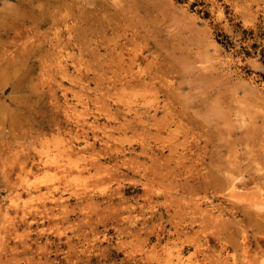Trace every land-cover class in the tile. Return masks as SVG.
Wrapping results in <instances>:
<instances>
[{
    "label": "rangeland",
    "instance_id": "obj_1",
    "mask_svg": "<svg viewBox=\"0 0 264 264\" xmlns=\"http://www.w3.org/2000/svg\"><path fill=\"white\" fill-rule=\"evenodd\" d=\"M76 260L264 264V0H0V264Z\"/></svg>",
    "mask_w": 264,
    "mask_h": 264
},
{
    "label": "bare ground",
    "instance_id": "obj_2",
    "mask_svg": "<svg viewBox=\"0 0 264 264\" xmlns=\"http://www.w3.org/2000/svg\"><path fill=\"white\" fill-rule=\"evenodd\" d=\"M113 2H114V1H113ZM253 2H254V1H253ZM116 5H117V4H116ZM98 11H99V13H100V10H98ZM103 11H104V10H103ZM93 12H94V11H93ZM101 12H102V11H101ZM67 14H68V13L65 14V15H66V18H67ZM92 14H93V13H92ZM245 14H246V13H245ZM65 15H64V16H65ZM94 15H95V14H94ZM98 16L100 17V15H97V17H98ZM62 17H63V16H62ZM82 17H83V16H82ZM88 17H91V16H88ZM113 17H116V16H113ZM93 18H94V17H93ZM93 18H92V19H93ZM51 19H52V18H51ZM61 19H62V18H61ZM61 19L58 20V17H57V21H61ZM86 19H87V18H86ZM96 19H97V18H96ZM99 19H100V18H99ZM117 19H118V16H117ZM64 20H65V19H64ZM64 20H63V21H64ZM70 20H71V19H70ZM79 20H80V19H79ZM81 20H82V18H81ZM89 20H90V19H89ZM102 20H103V19H102ZM104 20H105V19H104ZM119 20H123V19H119ZM57 21H56V23H57ZM83 21H85V20H83ZM91 21H93V20H91ZM108 21H110V20H108ZM117 21H118V20H117ZM53 22H54V21H53ZM85 22H86V21H85ZM85 22H84V23H85ZM96 22H97V21H96ZM98 22H99V21H98ZM100 22H102V21H100ZM105 22H106V21H105ZM113 22H114V21H113ZM113 22H112V23H113ZM119 22H120V21H119ZM60 23H61V22H60ZM80 23H81V21H80ZM86 23H87V22H86ZM89 23H92V24H93L94 22H89ZM89 23H88V24H89ZM102 23H104V22H102ZM115 23H116V22H115ZM123 23H124V22H123ZM76 24H77V23H76ZM88 24H87L86 28L88 27ZM95 24H98V26L100 27V25H99L100 23H94L93 26H94ZM117 24H118V23H117ZM117 24H116V25H117ZM70 25H71V24H70ZM72 25H73V23H72ZM101 25H102V24H101ZM68 26H69V25H68ZM78 26H80V25H78ZM102 26H103V25H102ZM113 26H114V25H113ZM119 26H120V25H118V27H119ZM36 27H37V26H36ZM75 27H76V26H75ZM75 27H73V29H74ZM95 27H96V26H95ZM95 27H94V28H95ZM105 27H106V26H104V29H105ZM71 28H72V27H70V29H71ZM94 28H93V29H94ZM97 28H98V27H97ZM102 28H103V27H102ZM110 28H111V27H110ZM113 28H114V27H113ZM113 28H112V29H113ZM115 28H117V27H115ZM37 29H38V28H37ZM37 29H36V30H37ZM75 29H76V28H75ZM75 29H74V30H75ZM78 29L80 30V28H78ZM99 29H101V27H100ZM14 30H15V29H14ZM16 30H17V29H16ZM34 30H35V29H34ZM81 30H82V29H81ZM91 30H92V29H91ZM97 30H98V29H97ZM102 30H103V29H102ZM102 30H101V31H102ZM68 31H69V30H68ZM72 31H73V30H72ZM77 31H78V30H77ZM82 31H83V30H82ZM89 31H90V30H89ZM94 31H96V30H94ZM94 31H93V32H94ZM103 31H104V30H103ZM115 31H116V30H115ZM117 31H118V30H117ZM14 32H15V31H14ZM14 32H13V33H14ZM31 32H32V31H31ZM33 32H35V31H33ZM79 32H80V34L82 33L81 31H79ZM85 32H86V31H85ZM96 32H97V31H96ZM96 32H95V35H98L97 33H98L99 31H98L97 33H96ZM27 33H28V32H27ZM37 33H38V32H37ZM76 33H77V32H76ZM88 33H89V32H88ZM103 33H104V32H103ZM14 34H15V33H14ZM14 34H13V35H14ZM18 34H19V32H18ZM18 34H17V35H18ZM30 34H31V33H30ZM33 34H34V33H33ZM33 34H32V35H33ZM35 34H36V33H35ZM35 34H34V35H35ZM80 34H79V36H81ZM91 34L94 35V33H91ZM99 34H101V33H99ZM104 34H105V33H104ZM107 34H108V33H107ZM110 34H111V33H110ZM115 34H116V33H115ZM117 34H118V33H117ZM132 34H133V33H132ZM57 35H58V34H57ZM77 35H78V34H77ZM113 35H114V34H113ZM129 35H130V34H129ZM82 36H83V34H82ZM82 36H81V37H82ZM111 36H112V35H111ZM114 36H115V35H114ZM12 37H15V35L12 36ZM12 37H11V38H12ZM20 37H21V36H20ZM81 37H80V38H81ZM108 37H110V35H108ZM122 37H123V36H122ZM122 37H121V38H122ZM75 38H76V37H75ZM111 38H112V37H111ZM129 38H131V37H129ZM18 39H19V38H18ZM66 39H67V38H66ZM82 39H83V38H82ZM95 39H96V38H95ZM109 39H110V38H109ZM124 39H125V38H124ZM58 40H60V37L58 38ZM58 40H57V41H58ZM83 40H84V39H83ZM107 40H108V38H107ZM110 40H111V39H110ZM126 40H127V39H126ZM126 40H125V41H126ZM60 41H61V40H60ZM67 41L69 42V40H67ZM84 41H85V40H84ZM132 41H133V40H132ZM87 42H88V41H87ZM117 42H118V41H117ZM59 43H60V42H59ZM66 43H67V42H66ZM128 43H129V42H128ZM55 44H57V43H55ZM82 44H83V43H82ZM93 44H94V43H93ZM113 44H114V43H113ZM87 45H88V44H87ZM87 45L84 44V46H87ZM103 45H104V44H103ZM116 45H117V44H116ZM118 45H119V44H118ZM124 45L126 46V44H124ZM127 45H128V44H127ZM57 46H58V44H57ZM98 46H99V45H98ZM125 46H124V48H125ZM55 47H56V46H55ZM119 47H120V45H119ZM129 47H130V46H129ZM63 48H66V47H63ZM122 48H123V47H122ZM132 48H133V47H132ZM85 49H87V48H85ZM89 49H90V48H89ZM109 49H110V48H109ZM111 49H113V47H111ZM111 49H110V50H111ZM120 49H121V47H120ZM107 50H108V49H107ZM121 50H122V49H121ZM89 51H90V50H89ZM108 51H109V50H108ZM117 51H119V49L116 50V52H117ZM124 51H125V50H124ZM106 52H107V51H106ZM110 52H111V51H110ZM116 52H115V54H116ZM119 52H120V51H119ZM126 52H127V51H126ZM90 53H91V51H90ZM107 53H108V52H107ZM112 53H113V52H112ZM83 54H84V53H83ZM110 54H111V53H110ZM122 54H123V53H122ZM132 54H134V53H131V55H132ZM149 54H150V53H149ZM99 55H100V53H99ZM111 55H112V54H111ZM111 55H110V56H111ZM113 55H114V54H113ZM146 55H147V54H146ZM151 55H152V54H151ZM119 56H120L121 58L123 57V56H121V52L119 53ZM132 56H133V55H132ZM142 56H143V55H142ZM102 57H103V56H102ZM104 57H105V55H104ZM112 57H113V59H114V56H112ZM115 57H116V56H115ZM126 57H128V55H127ZM134 57H135V55H134ZM134 57H130V56H129V58H134ZM137 57H138V55H137ZM56 58H57V57H56ZM56 58H55V59H56ZM105 58H106V57H105ZM117 58H119V57L117 56ZM121 58H119V59H121ZM129 58H128V59H129ZM143 58H145V56H144ZM124 59H125V58H124ZM140 59H141V58H140ZM59 60H60V59H59ZM93 60H94V59H93ZM107 60H108V58H107ZM121 60H123V59H121ZM125 60H126V59H125ZM129 60H130V59H129ZM133 60H134V59H133ZM109 61H110V60H109ZM115 61H116V59H115L113 62H115ZM131 61H132V60H131ZM146 61H147V60H146ZM45 62H46V61H45ZM116 62H117V61H116ZM123 62H124V61H123ZM123 62H122V63H123ZM125 62H126V61H125ZM127 62H128V60H127ZM132 62H133V61H132ZM132 62L130 63V61H129V62H128V63H130L129 65H131ZM117 63H118V62H117ZM128 63H125V64H128ZM133 63H134V62H133ZM144 63H146V62H144ZM147 63H148V62H147ZM147 63H146V64H147ZM106 64H108V63H106ZM106 64H105V65H106ZM109 64H110V63H109ZM119 64H120V63H119ZM125 64H124V66H125ZM149 64H150V63H149ZM114 65H116V64H114ZM117 65H118V64H117ZM61 66H62V65H61ZM101 66H102V64H101ZM122 66H123V65H122ZM122 66H121V67H122ZM126 66H127V65H126ZM126 66H125L124 69H128V68H126ZM131 66H132V65H131ZM56 67H57V66H56ZM107 67H108V66H107ZM116 67H117V66H116ZM139 67H140V66H139ZM147 67L150 68V66H147ZM147 67H146V68H147ZM57 68H59L60 70H62L60 67H57ZM108 68H109V67H108ZM110 68H111V67H110ZM117 68H119V67H117ZM111 69H112V68H111ZM120 69H121V68H120ZM135 69H136V68H135ZM113 70H114V69H113ZM138 70H139V69H138ZM144 70L146 71V69H144ZM63 71H64V69H63ZM105 71H106V70H105ZM134 71H135V70H134ZM103 72H104V71H103ZM114 72H115V71H112V73H114ZM131 72H132V71H131ZM136 72H137V71L134 72L135 75L137 74ZM152 72H153V71H152ZM64 73H65V72H64ZM146 73H147V72H146ZM116 74H117V73H116ZM123 74H124V73H123ZM151 74H152V73H151ZM65 75H66V74H65ZM135 75H134V76H135ZM137 75H139V72H138ZM147 75H148V74H147ZM129 76H130V75H129ZM134 76H133V77H134ZM120 77H122V76H120ZM149 77H150V76H149ZM152 77H153V76H152ZM115 79H116V78H115ZM124 79H125V78H124ZM129 79H130V77H129L127 80H129ZM136 79H137V78H136ZM150 79H151V78H150ZM152 79H153V78H152ZM131 80H132V78H131ZM147 80H148V79H147ZM139 81H141V80L139 79ZM116 82H117V80H116ZM118 82H119V81H118ZM128 82H129V81H128ZM136 82H137V81H136ZM141 82H145V81L143 80V81H141ZM114 83H115V81H114ZM126 83H127V82H126ZM132 83H133V82H132ZM132 83H131V84H132ZM149 83H150V82H149ZM151 83H152V82H151ZM119 84H121V83H119ZM133 84H134V83H133ZM138 84H139V83H138ZM145 84H146V83H145ZM140 85H141V84H140ZM143 85H144V84H143ZM147 85H148V84H147ZM122 86H123V85H122ZM125 86H126V85H125ZM125 86H124V87H125ZM128 86H129V85H128ZM128 86H127V87H128ZM132 86H133V85H132ZM109 114H111V113H109ZM153 114H154V113H153ZM135 115H136V113H135ZM151 115H152V114H151ZM149 116H150V115H149ZM94 118H95V117H94ZM91 122H92V121H91ZM81 124H82V123H81ZM89 125H90V124H89ZM94 126H96V125H94ZM94 126L92 125V127H94ZM97 127H98V126H97ZM83 130H84V129H83ZM82 132H83V131H82ZM76 135H77V134H76ZM81 136H82V135H81ZM77 138H78V136H77ZM79 139H80V138H79ZM92 139H93V138H92ZM98 140L100 141V139H98ZM93 142H94V141H93ZM87 144H88V143H87ZM91 144H92V143H91ZM105 144H106V143H105ZM88 145H90V144H88ZM102 145H103V144H102ZM91 147H92V146H91ZM105 147H106V146H105ZM72 148H73V146H72ZM82 148H83V146H82ZM107 148H108V147H107ZM107 148H106V149H107ZM87 149H88V148H87ZM111 149H114V148H111ZM114 150H117V149H114ZM92 151H93V150H92ZM100 151H102V150H100ZM100 151L97 150L98 154H99ZM105 151H106V150H105ZM109 151H110V149H109ZM71 152H73V150H72ZM74 152L77 153V151H74ZM115 152H116V151H115ZM27 153L29 154V152H27ZM31 153H33V152L31 151ZM110 153H111V152H110ZM37 154H38V153H37ZM37 154H36V155H37ZM72 154H73V153H72ZM25 155H26V154H25ZM29 155H30V154H29ZM29 155H26V156H29ZM31 155L34 156L33 154H31ZM36 155H35V156H36ZM45 155H47V154H45ZM45 155H44V156H45ZM60 155H61V154H60ZM26 156H25V157H26ZM41 156H42V155H41ZM53 156H54V155H53ZM25 157H24V158H25ZM46 157H48V155H47ZM57 157L59 158L58 154L56 155V158H57ZM66 157H67V156H66ZM108 157H109V156H108ZM49 158H50V156H49ZM61 158H62V159H61ZM63 158H64V157H60V159H61L62 161H63ZM33 159L36 160L35 158H33ZM41 159H42V158H41ZM54 159H55V157H53V160H54ZM94 159H95V158H94ZM126 159H127V158H126ZM34 160H33V161H34ZM55 160H56V159H55ZM58 160H59V159H57V162H59V167H60V165H62V164L60 163V160H59V161H58ZM25 161H26V158H25ZM27 161H28V160H27ZM36 161H37V160H36ZM38 161H39V162H35V161H34V163L32 162L33 165H34V168L37 167V166H39V167H41V168L44 167V166L48 167V166H50V165L52 166V164H54V167H55V165H56V167H58L56 162H52V160H50V159H48V158L45 159V160H39V158H38ZM90 161H91V160H90ZM119 161H120V159H119ZM126 161H127V160H126ZM63 162H64V161H63ZM55 163H56V164H55ZM65 163H66V161H65ZM79 163H80V162H79ZM89 163H91V162H89ZM123 163L125 164V163H127V162H123ZM22 164H23V163H22ZM25 164H27V163H25ZM25 164H24V165H25ZM68 164H69V163H68ZM73 165H74V164H73ZM84 165H85V164H83V166H84ZM91 165H92V164H91ZM91 165H90V166H91ZM99 165H100V164H99ZM101 165H102V164H101ZM115 165H116V164H115ZM62 166H64V165H62ZM97 166H98V164H97ZM122 166H123V165H122ZM32 167H33V166H32ZM32 167H31V168H32ZM39 167H38V168H39ZM56 167H55V168H56ZM59 167H58V169H60ZM66 167H67V165H66ZM68 167H69V166H68ZM23 168H25V167L23 166ZM27 168H28V166H27ZM38 168H36V169L38 170ZM49 168H50V167H49ZM93 168H94V167H93ZM53 169H54V168H53ZM72 169H73V167H72ZM72 169H70V170H72ZM83 169H84V168H83ZM115 169H116V168H115ZM33 170H34V169H33ZM61 170H62V169H60V172H61ZM64 170H65V169H64ZM85 170H86V169H85ZM94 170H96V169H94ZM97 170H98V169H97ZM97 170H96V171H97ZM116 170H117V169H116ZM62 171H63V170H62ZM98 171H99V170H98ZM29 172H30V171H29ZM63 172H64V174H65V171H63ZM66 172H67V171H66ZM79 173H80V172H79ZM64 174H62V176H64ZM115 174H116V173H115ZM55 185H57V184H55ZM48 186H50V185H47V186L45 185V186H44V191H42V193H41V195L44 194V196H46V197L43 196V197H44V198H43L44 201H41V203H40V207H39V209L41 208L40 210L42 211L40 214L45 215V216H46V215L49 216V214H50V215H51V214H52V215L56 214L54 211L57 210L56 212H59V210H60V212L57 213V214L60 215V214L64 213V211L67 209V206H66V209L63 211V208H65V205L68 204V201H67V200H68V197H64V196H63V193H61V192H59L60 194L58 193L59 195L55 194L56 190H58L59 188H58V189H55V188H54V189H55V191H54V189H53L52 186H51V187H48ZM21 187H22V186H21ZM28 187H29V186H28ZM28 187H27V188H28ZM56 187H58V186H56ZM24 188H25V187H24ZM34 189H35V190H34L35 192H36V191H41V187H39V185L35 186ZM51 189H53V191H52ZM67 191H68V190H67ZM115 191H116V190H115ZM21 192H22V190H21ZM57 192H58V191H57ZM57 192H56V193H57ZM26 193H28V191H26ZM36 193H37V192H36ZM28 194H29V193H28ZM30 194H31V193H30ZM74 194H75V193H74ZM118 194H119V193H118ZM14 195L17 196V194H14ZM19 195H21L20 192H19ZM75 195H78V194H75ZM111 195H112V194H111ZM16 196H15V198H16ZM87 196H88V195H87ZM118 196H119V195H118ZM39 197H40V196H39ZM74 197H75V196H74ZM19 198H20V197H19ZM82 198H83V197H82ZM84 198H85V197H84ZM84 198H83V199H84ZM84 200H85V199H84ZM87 200H88V199H87ZM90 201H91V200H90ZM118 201H119V200H118ZM19 202H20V201H19ZM39 202H40V198H39ZM85 202H87V201H85ZM95 202H96V200L94 201V203H95ZM20 203H21V202H20ZM22 203H23V202H22ZM83 203H84V202H83ZM87 203H89V202H87ZM90 203H91V202H90ZM92 203H93V201H92ZM98 203H99V202H98ZM24 204H25V203H24ZM104 204H105V203H104ZM112 204H113V202H112ZM20 205H21V204H20ZM77 205H78V204H77ZM80 205H81V204H80ZM88 205H89V204H88ZM105 205H107V203H106ZM113 205H114V204H113ZM12 206H13V205H12ZM24 206H26V205H24ZM70 206H71V205H70ZM84 206H85V204H84ZM91 206L94 208L93 204H92ZM97 206H98V205H97ZM100 206H101V205H100ZM103 206H104V205H103ZM103 206H101V207H103ZM108 206H109V205H108ZM111 206H112V205L110 204V208H111ZM31 207H32V206H31ZM33 207H34V206H33ZM33 207H32V208H33ZM35 207H36V205H35ZM77 207H78V206H77ZM87 207H88V206H87ZM112 207H113V206H112ZM114 207H116V206H114ZM122 207H123V206H122ZM14 208H15V210H16V208H17V210H18V205H17L16 207H14ZM23 208H24V207H23ZM32 208H31V209H32ZM69 208H71V207H68V209H69ZM72 208H73V207H72ZM103 208H105V207H103ZM103 208H102V209H103ZM106 208H107V206H106ZM116 208H117V207H116ZM116 208H114V209L116 210ZM123 208H124V207H123ZM79 209H80V208H79ZM81 209H82V208H81ZM81 209H80V210H81ZM102 209H101V210H102ZM107 209H108V208H107ZM117 209H119V208H117ZM24 210H25V209H24ZM37 210H38V206L34 209V213H35ZM74 210H75V209H74ZM74 210H73V211H74ZM95 210H96V208H95ZM108 210H109V209H108ZM108 210H107V211H108ZM122 210H123V209H122ZM26 211H27V209H26ZM61 211H62V212H61ZM81 211H82V210H81ZM97 211H98V210H97ZM20 212H21V210H20ZM28 212H29V211H28ZM30 212H31V211H30ZM68 212H69V211H68ZM68 212H65V214H67ZM70 212H72V210H71ZM93 212H94V210H93ZM25 213H26V212H25ZM32 213H33V212H32ZM36 213H37V212H36ZM43 213H44V214H43ZM80 213H81V212H80ZM83 213H84V212H83ZM91 213H92V212H91ZM105 213H106V212H105ZM37 214H39V213H37ZM73 214H74V213H73ZM115 214H116V213H115ZM115 214H114V215H115ZM151 214H152V213H151ZM15 215H16V214H15ZM19 215H21V214H19ZM30 215H31V214H30ZM83 215L85 216V213L82 214V216H83ZM127 215H129V214H127ZM16 216H17V215H16ZM23 216H24V215H23ZM31 216L34 217L35 215L33 214V215H31ZM40 216H41V215H40ZM55 216H56V215H55ZM55 216H54V217H55ZM86 216H88V214H86ZM106 216L109 217V215H107V213H106ZM115 216H116V215H115ZM115 216H113V217L115 218ZM118 216H119V215H118ZM118 216H117V217H118ZM18 217H19V216H18ZM51 217H52V216H51ZM51 217H49V219H50ZM56 217H57V216H56ZM104 217H105V216H104ZM121 217H122V216H121ZM121 217H120V218H121ZM125 217H127V216L125 215ZM129 217H130V216H129ZM144 217H145V216H144ZM21 218H23V217H21ZM58 218H59V217H58ZM65 218H66V217H65ZM67 218H68V217H67ZM90 218H91V217H90ZM142 218H143V217H142ZM49 219L47 218V220H49ZM54 219H55V218H54ZM59 219H60V218H59ZM81 219H83V217H81ZM104 219H105V218H104ZM111 219H113V218H111ZM124 219H125V218H124ZM145 219H146V218H145ZM145 219H144V220H145ZM33 220H34L33 222L36 221L34 218H33ZM87 220L89 221V219H87ZM87 220H86V221H87ZM99 220H100V219H99ZM149 220H150V219H149ZM31 221H32V220H31ZM58 221H59V220H58ZM62 221H63V220H62ZM83 221H84V220H83ZM106 221H107V220H106ZM117 221H118V220H117ZM19 222H20V218H19ZM24 222H25V220H24ZM52 222H53V221H52ZM68 222H69V221H68ZM91 222H93V221H91ZM112 222H113V221H112ZM128 222H129V221H128ZM35 223H36V222H35ZM50 223H51V222H50V220H49V224H50ZM57 223H58V222H57ZM85 223H86V222H85ZM98 223H99V222H98ZM125 223H126V222H125ZM17 224H18V223H17ZM22 224H23V222H22ZM31 224H32V223H31ZM46 224H47V223H46ZM53 224H54V223H53ZM55 224H56V222H55ZM60 224H61V222H60ZM99 224H100V223H99ZM129 224H130V223H129ZM83 225H84V224H83ZM86 225H87V224H86ZM86 225H85V226H86ZM92 225H93V224H92ZM140 225H141V224H140ZM140 225H139V226H140ZM23 226H25V225H23ZM42 226H43V225H42ZM90 226H91V225H90ZM123 226H124V225H123ZM87 227H88V226H87ZM29 228H30V227H29ZM88 228H89V227H88ZM25 229H26V228H25ZM31 229H33V228H31ZM48 230H49V229H48ZM115 230H116V229H115ZM27 231H28V230H27ZM27 231H26L25 233H27ZM32 231H33V230H32ZM38 231H39V230H38ZM45 231H46V230H45ZM92 231H93V229H92ZM29 232H30V231H29ZM88 232H89V231H88ZM23 233H24V232H23ZM23 233H22V234H23ZM25 233H24V234H25ZM54 233H55V232H54ZM15 234H16V233H15ZM15 234H14V235H15ZM22 234H21V235H22ZM24 234H23V236H24ZM27 234H28V233H27ZM27 234H26V235H27ZM40 234H41V233H40ZM97 234H98V233H97ZM5 235H6V234H5ZM14 235H13V236H14ZM16 235H17V234H16ZM21 235H20V237L22 238ZM35 235H37V234H35ZM38 235H39V234H38ZM38 235H37V236H38ZM54 235H55V234H54ZM56 235H59V234H56ZM40 236H41V235H39L38 237H34L33 239H31V241H32V242H37V245H38V243H39L38 239L40 238ZM74 236H75V235H74ZM25 237H26V236H24V239H25ZM27 237H28V235H27ZM45 237H46V236H45ZM67 237H68V236H67ZM90 237H91V236H90ZM94 237H95V235H94ZM55 238H56V237H55ZM17 239H19V238H17ZM22 239H23V238H22ZM85 239H86V238H85ZM85 239H84V240H85ZM91 239H93V238H91ZM91 239H90V240H91ZM19 240H20V239H19ZM28 240H29V239H28ZM87 240H88V239H87ZM17 241H18V240H17ZM48 241H49V240H48ZM54 241H55V240H54ZM85 241H86V240H85ZM40 242H41V241H40ZM43 242H44V241H43ZM43 242H41V243H43ZM45 242H46V241H45ZM45 242H44V244H45ZM52 242H53V241H52ZM63 242H64V241H63ZM41 243H40V245H38V246H41ZM64 243H65V242H64ZM84 243H85V242H84ZM86 243H87V241H86ZM89 243H90V242H89ZM32 244H33V243H32ZM69 244H71V243H69ZM73 244H74V243H73ZM79 244H80V243H79ZM17 245H20L23 249H26V248H28V247L30 246L29 243H27L25 240H24V241H20V244H17ZM35 245H36V244H35ZM81 245H82V244H81ZM42 246H43V245H42ZM70 246H71V245H70ZM73 246H74V245H73ZM91 246H92V245H91ZM241 246H242V245H241ZM13 247L15 248V245H14ZM16 247L18 248V246H16ZM44 247H45V246H43V248H44ZM92 247H93V246H92ZM11 248H12V246H11ZM43 248H41V249L43 250ZM47 248H48V245H47ZM87 248H88V247H87ZM97 248H98V247H97ZM19 249H20V248H19ZM23 249H22V250H23ZM28 249H29V248H28ZM36 249H37V248H36ZM71 249L74 250L73 248H71ZM14 250L17 251L18 249L15 248ZM14 250H12V251H14ZM32 250H33V249H32ZM34 250H35V249H34ZM37 250H39V249H37ZM37 250H36V251H37ZM42 250H41V253H42ZM53 250H54V249H53ZM75 250H76V249H75ZM36 251H35V252H36ZM51 251H52V250H51ZM59 251H60V250H59ZM62 251H63V250H62ZM85 251H86V250H84V253H85ZM87 251H89V250H87ZM24 252H25V251H24ZM30 252H31V251H30ZM47 252H48V250H47ZM53 252H54V251H52V253H53ZM91 252H92V251H91ZM91 252H90V253H91ZM244 252H245V250H244ZM67 253H68V252H67ZM67 253H66V254H67ZM86 253H87V252H86ZM92 253H93V252H92ZM95 253H96V252H95ZM17 254H18V253H17ZM19 254H20V253H19ZM31 254H32V252H31ZM34 254H35V253H34ZM15 255H16V254H14V257H13V256H12V257L15 258ZM36 255H37V254H36ZM36 255H35V256H36ZM82 255H83V254H82ZM87 255H88V254H87ZM225 255H227V254H225ZM30 256H31V255H30ZM30 256H29V260H30L31 257H33V255H32L31 257H30ZM35 256H34V258H35ZM37 256H38V255H37ZM67 256H68V255H67ZM74 256H75V255H74ZM74 256H73V257H74ZM76 257H77V256H76ZM87 257H88V256H87ZM89 257H90V256H89ZM224 257H225V256H224ZM244 257H245V256H244ZM21 258H24V257H21ZM27 258H28V257H27ZM37 258H38V257H37ZM42 258H43V257H42ZM69 258H70V256H69ZM69 258H68V259H69ZM84 258H85V257H84ZM217 258H218V257H217ZM221 258H222V257H221ZM247 258H248V257H247ZM247 258H246V260H247ZM1 259H2V258H1ZM9 259H10V258H9ZM25 259H26V258H25ZM25 259H24V260H25ZM35 259H36V258H35ZM43 259H44V258H43ZM51 259H52V258H51ZM53 259H54V258H53ZM65 259L67 260V258H65ZM76 259L78 260V259H80V257H79V258H76ZM97 259H98V258H97ZM218 259H219V258H218ZM225 259H226V258H225ZM225 259H224V260H225ZM14 260L16 261L17 259H14ZM18 260H19V259H18ZM18 260H17V262H18ZM37 260H38V259H37ZM41 260H42V259H41ZM41 260H40V262H42V261L45 262V261H46V259H44L45 261H44V260L41 261ZM73 260H74V259H73ZM77 260H76V261H77ZM83 260L87 261V263L89 262L86 258L83 259ZM171 260H172V259H171ZM246 260H245V261H246ZM3 261H4V260H3ZM10 261H11V260H10ZM30 261H32V260H30ZM30 261H29V262H30ZM47 261H48V260H47ZM47 261H46V262H47ZM68 261H71V260H68ZM85 261H84V262H85ZM220 261H221V260H220ZM220 261H219V262H220ZM17 262H16V264H17ZM33 262H35V261H33ZM43 262H42V263H43ZM50 262H51V261H50ZM79 262H80V261H79ZM221 262H222V261H221ZM47 263H48V262H47ZM47 263H46V264H47ZM52 263H53V262H52ZM73 263H74V262H73ZM87 263H86V264H87ZM165 263H166V262H165ZM246 263H247V262H246ZM37 264H39V263H37ZM40 264H41V263H40ZM65 264H66V263H65ZM77 264H79L78 261H77ZM84 264H85V263H84ZM102 264H103V263H102ZM166 264H167V263H166ZM177 264H178V263H177ZM234 264H235V263H234Z\"/></svg>",
    "mask_w": 264,
    "mask_h": 264
}]
</instances>
